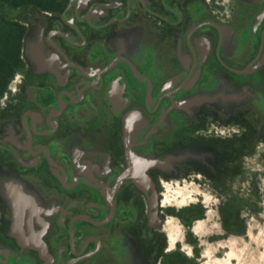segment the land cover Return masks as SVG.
<instances>
[{
    "label": "flooded vegetation",
    "instance_id": "af4514ba",
    "mask_svg": "<svg viewBox=\"0 0 264 264\" xmlns=\"http://www.w3.org/2000/svg\"><path fill=\"white\" fill-rule=\"evenodd\" d=\"M22 10L24 65L0 118V264H193L164 223L193 230L202 213L164 206L161 189L197 174L230 187L264 140V0ZM228 87L252 91L245 110L193 101Z\"/></svg>",
    "mask_w": 264,
    "mask_h": 264
},
{
    "label": "rangeland",
    "instance_id": "374dc122",
    "mask_svg": "<svg viewBox=\"0 0 264 264\" xmlns=\"http://www.w3.org/2000/svg\"><path fill=\"white\" fill-rule=\"evenodd\" d=\"M22 8L14 9L11 17L20 20ZM26 18V15L22 19ZM264 63V57L261 59ZM14 86V82L11 83ZM10 86V87H11ZM11 93V88L7 94ZM252 96L246 89L236 87L219 88L210 93L197 92L194 103L210 102L211 105L224 106L227 112L245 110L246 101ZM6 96L0 102V118ZM186 103V102H185ZM259 132L262 130L263 117L258 112ZM2 124V126H1ZM0 139L5 142L10 137L11 124L9 121L0 123ZM215 130V127L212 126ZM3 137H2V136ZM9 143V142H7ZM140 160H131L129 172L140 186L147 181L144 168L139 167ZM163 163V162H162ZM242 175L234 179L233 185L216 188L212 181L202 179L187 180L173 179L162 187L161 204L185 207L196 203L195 211L202 213V218L196 220L193 230L189 229L176 216H168L164 227L170 236L171 245L178 240L180 255L194 258L197 264H264V140L258 142L254 153L244 160ZM151 221L155 217L151 212ZM235 231H241V234ZM190 233L197 241L196 248L186 240ZM183 264H187L183 261Z\"/></svg>",
    "mask_w": 264,
    "mask_h": 264
},
{
    "label": "trees",
    "instance_id": "16d2710c",
    "mask_svg": "<svg viewBox=\"0 0 264 264\" xmlns=\"http://www.w3.org/2000/svg\"><path fill=\"white\" fill-rule=\"evenodd\" d=\"M67 0H0V102L9 92L16 73L23 67L22 50L27 26L11 17L14 9L36 6L60 9ZM193 264H197L195 260Z\"/></svg>",
    "mask_w": 264,
    "mask_h": 264
},
{
    "label": "water",
    "instance_id": "95a60500",
    "mask_svg": "<svg viewBox=\"0 0 264 264\" xmlns=\"http://www.w3.org/2000/svg\"><path fill=\"white\" fill-rule=\"evenodd\" d=\"M17 200V199H16ZM19 202V203H18ZM18 204L20 205V201H16V205H14V206H18ZM18 211V210H17ZM19 213L17 214V216L18 217H15V220H17L18 221V219H21V212H20V210L18 211Z\"/></svg>",
    "mask_w": 264,
    "mask_h": 264
}]
</instances>
